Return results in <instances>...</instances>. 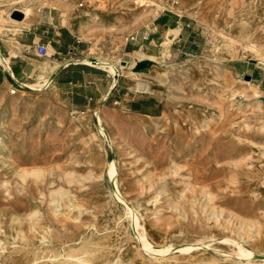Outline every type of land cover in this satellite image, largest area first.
<instances>
[{"label": "rangeland", "instance_id": "obj_1", "mask_svg": "<svg viewBox=\"0 0 264 264\" xmlns=\"http://www.w3.org/2000/svg\"><path fill=\"white\" fill-rule=\"evenodd\" d=\"M158 1L0 0L9 63L8 44L37 47L20 44L26 30L47 39L64 25L81 43L59 60L119 66L111 91L112 75L82 62L90 73L73 83L31 89L36 70L0 84V264H247L225 238L264 253V0ZM15 7L31 10L20 23ZM128 206L153 244L175 249L148 253Z\"/></svg>", "mask_w": 264, "mask_h": 264}, {"label": "bare ground", "instance_id": "obj_2", "mask_svg": "<svg viewBox=\"0 0 264 264\" xmlns=\"http://www.w3.org/2000/svg\"><path fill=\"white\" fill-rule=\"evenodd\" d=\"M135 2L140 4V5H145L147 2H150L151 5L155 6V9H162V8L166 7V5L164 3H162V2H160L158 0H135ZM14 10L22 11L23 15L25 16L24 19L28 17V15L30 14V11H31L30 8L20 9L18 7H15ZM10 17H11V19L14 22H19V23L22 22V20L15 19L12 16H10ZM0 21H1V17H0ZM171 29L172 28H170V30ZM2 30H3V28H2V26L0 24V34L2 33ZM23 31H24L23 26L16 23L15 26H14V32L15 33H17V32L18 33L19 32L23 33ZM238 32L242 34L243 30L240 29V30H238ZM177 34H178L177 31L171 30L170 33H168V36H167L168 41L170 42L172 40V38L175 35H177ZM247 46H250L251 48H253L254 50H257V51L260 50L254 43H251V44H249ZM0 62L11 73V75L15 77V75H14V73H13L11 67H10V63H9L8 59L4 55H2L1 53H0ZM70 62H82V63H86V64H89V65H92V66H98L100 68H103V69L107 70L112 75V78H113L112 81H111V87L113 88L115 86V83L117 81V76L119 74V66L117 65V63L112 62L109 59L102 58L100 56L92 55L90 53H88V54H86V55H84L82 57H79V58H68V59H64L63 61L53 60L51 63H46L44 61L43 63L38 65L36 73H38L39 75H38L37 79L25 84V86H28V87H30L31 89H34V90H44L47 86H49L54 81V76H55L56 72L59 70L60 66L62 64L63 65H67ZM151 65H152L151 60L148 59V60L142 61L141 65L139 67L138 66H134L133 70H134L135 73H140V72H143L146 69H148ZM123 67H124V65H123ZM244 82L251 83L252 80H250V81L247 80V81H244ZM144 87L145 88H149L148 83L145 84ZM255 95L258 98L260 97V98L264 99V92L263 91H257L256 90L255 91ZM98 117H99V121H101V116L98 115ZM101 131L103 133L105 132L103 127H101ZM108 174H109L110 179L114 182V186L116 187L118 198H120L122 200L123 196H121L119 188H118V184H117L118 171H117V167H116V162L114 160L109 161ZM128 212L130 214V219H131L132 225H133L134 229L137 232L136 236H138L139 240L142 243L141 245L143 246V248L148 253H151V254H155V253L164 254V253H167V252L175 249V247H173V245H171V244L170 245H161V246L153 244L148 239V237L146 235V231H145L144 225H141V223L139 221V216L135 213L133 208L128 206ZM225 240H227V242H228V240H230V241L234 242L233 244L237 245V255L240 258L246 259V263L247 264H264V253H257L255 250L245 247L241 242H239L237 240H233V239H229V238H225ZM195 245L196 244H194V243L193 244L192 243L191 244H184V245H181L179 247H176V249L181 251V252L190 251V250H192L194 248ZM195 247H198V245H196ZM86 263L87 264H94V263H92L90 261H87Z\"/></svg>", "mask_w": 264, "mask_h": 264}, {"label": "crops", "instance_id": "obj_3", "mask_svg": "<svg viewBox=\"0 0 264 264\" xmlns=\"http://www.w3.org/2000/svg\"><path fill=\"white\" fill-rule=\"evenodd\" d=\"M40 23V22H39ZM54 25V24H53ZM159 25H162V21L159 23ZM35 29H38V26L34 27ZM170 28H174L172 26H168V29ZM63 31L66 34V39L63 38ZM41 33L40 32H31V28L30 30H26L24 32V34L22 35L21 38V43L22 47L25 45H29L31 43L33 44H37V47L39 45H45L46 46V53L43 55H39L37 53L36 50V45L35 48H33L30 53H32L31 55H26L25 52H23V48H21L20 46H17L15 44H8L7 47H13V49L16 47L18 50H16L17 52H15L16 54L14 56H11L10 58V67L15 75L12 76L11 73L4 67L5 71H2L0 68V70L2 71V73L0 72V84L4 83V80L9 79V76H12L13 79H17L19 81V78H24V77H28L30 76L33 72H35L38 68V64L36 63V60L38 58H36L34 55L40 56V57H47L50 60H58V61H63V60H59V58H63L61 54H65V52H72V50L75 49L76 44L79 45L78 42L79 40H77L73 34L71 32H69L68 28H66V26L64 25H60L58 27V29L55 31L54 36L53 37H47V39H43L41 37ZM11 45V46H10ZM5 48V50H8V48ZM0 53H1V47H0ZM48 55V56H47ZM6 56V55H4ZM10 56V55H9ZM53 56H55L54 58H52ZM46 58V59H47ZM65 59V58H64ZM73 63L75 64L76 62H70L67 65H61L59 70L56 72L55 76H54V80H58L59 83H73L75 81H80L82 78L87 77V75L90 72H87V70L85 69H80L77 70L74 68L75 66H72ZM86 64V63H84ZM89 65V64H88ZM92 66V65H91ZM98 67V66H96ZM7 73V74H6ZM63 76H60V75ZM67 79H70L68 81H65ZM118 81V80H117ZM117 83V82H116ZM117 86V84L114 86L113 89H115V87ZM89 86L86 85L85 87V92H88L90 94L93 93H97L98 91L101 92V89L99 87H95V88H91L89 90L88 88ZM112 87L110 84V91H111ZM106 96V95H105Z\"/></svg>", "mask_w": 264, "mask_h": 264}, {"label": "built area", "instance_id": "obj_4", "mask_svg": "<svg viewBox=\"0 0 264 264\" xmlns=\"http://www.w3.org/2000/svg\"><path fill=\"white\" fill-rule=\"evenodd\" d=\"M37 52H38L39 55L45 54L46 53V46L45 45H39L37 47ZM14 81H15L16 85L19 84V82L16 79H14ZM16 90H17L16 87L12 88L11 89V93H16Z\"/></svg>", "mask_w": 264, "mask_h": 264}, {"label": "water", "instance_id": "obj_5", "mask_svg": "<svg viewBox=\"0 0 264 264\" xmlns=\"http://www.w3.org/2000/svg\"><path fill=\"white\" fill-rule=\"evenodd\" d=\"M12 17L17 18V19H22L24 17L23 12L20 10H14L12 13ZM141 65V62L137 65L138 67ZM246 79H251V75L250 74H246L245 75Z\"/></svg>", "mask_w": 264, "mask_h": 264}, {"label": "trees", "instance_id": "obj_6", "mask_svg": "<svg viewBox=\"0 0 264 264\" xmlns=\"http://www.w3.org/2000/svg\"><path fill=\"white\" fill-rule=\"evenodd\" d=\"M76 67H78V66H76ZM68 80H70V79H67V80H65V81H68Z\"/></svg>", "mask_w": 264, "mask_h": 264}]
</instances>
